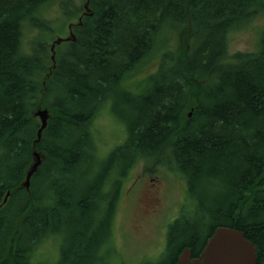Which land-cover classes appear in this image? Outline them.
I'll use <instances>...</instances> for the list:
<instances>
[{
    "label": "trees",
    "instance_id": "16d2710c",
    "mask_svg": "<svg viewBox=\"0 0 264 264\" xmlns=\"http://www.w3.org/2000/svg\"><path fill=\"white\" fill-rule=\"evenodd\" d=\"M52 1L58 27L37 16ZM262 13L264 0H0V264H43L35 250L51 237L53 264L107 261L120 178L140 160L172 166L199 194L196 221L168 226V264L184 249L198 257L219 227L242 232L264 264V30L256 52L227 54L229 34ZM25 22L36 31L27 52ZM166 29L177 47L131 92L124 80ZM106 104L126 137L100 159L92 122ZM38 109L49 117L36 143Z\"/></svg>",
    "mask_w": 264,
    "mask_h": 264
},
{
    "label": "rangeland",
    "instance_id": "374dc122",
    "mask_svg": "<svg viewBox=\"0 0 264 264\" xmlns=\"http://www.w3.org/2000/svg\"><path fill=\"white\" fill-rule=\"evenodd\" d=\"M37 16L52 22L54 27H58L63 21L56 1L44 4ZM73 22L75 19L71 21ZM68 23L63 29L66 32L56 31L55 38L68 37L69 27L70 29L72 27ZM263 30L264 13L242 28L231 32L227 43L228 56L237 51L256 52ZM35 37L36 31L25 22L21 38L24 52L28 51L29 42ZM178 42L179 37L175 32L163 30L151 52L126 77L123 86L134 93L142 90L146 86L147 78L157 69L160 55L177 47ZM92 128L100 159L107 157L112 149L121 146L126 137L124 123L113 114L109 104H106L94 118ZM171 167H164L158 163L148 171L145 170L144 162L140 160L122 179L113 172L117 180L120 178L121 188L111 241L108 247L103 248V253L106 249L107 261H101L99 264H168L169 257L165 249L168 226L182 216V213L190 222L196 221L195 218L200 215L199 194L195 190L189 193L187 183ZM89 173L90 170L81 171L75 176L74 181L79 187L83 185L86 187L91 177ZM185 227L187 225L183 228ZM207 231L208 229L204 228L202 239ZM59 246L58 237L45 240L36 248L34 261L53 264L59 257Z\"/></svg>",
    "mask_w": 264,
    "mask_h": 264
},
{
    "label": "water",
    "instance_id": "95a60500",
    "mask_svg": "<svg viewBox=\"0 0 264 264\" xmlns=\"http://www.w3.org/2000/svg\"><path fill=\"white\" fill-rule=\"evenodd\" d=\"M72 35L69 27V36ZM62 39L59 38L51 45V51L54 46L59 44ZM68 40V38L66 39ZM34 116L39 119L40 127L37 131L36 143L41 139V134L47 126L49 113L46 109H38ZM40 165V156L34 153V163L27 172L23 186L28 189L29 180L32 174ZM9 193L3 199L6 201ZM175 264H257L256 247L251 241L244 238L243 233L228 227L216 228L214 233L206 241L198 257L191 258L189 249H184L179 255Z\"/></svg>",
    "mask_w": 264,
    "mask_h": 264
},
{
    "label": "flooded vegetation",
    "instance_id": "af4514ba",
    "mask_svg": "<svg viewBox=\"0 0 264 264\" xmlns=\"http://www.w3.org/2000/svg\"><path fill=\"white\" fill-rule=\"evenodd\" d=\"M175 264V263H174Z\"/></svg>",
    "mask_w": 264,
    "mask_h": 264
}]
</instances>
